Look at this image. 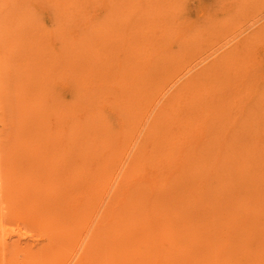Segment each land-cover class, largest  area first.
<instances>
[{
    "label": "rangeland",
    "instance_id": "rangeland-1",
    "mask_svg": "<svg viewBox=\"0 0 264 264\" xmlns=\"http://www.w3.org/2000/svg\"><path fill=\"white\" fill-rule=\"evenodd\" d=\"M101 32H103L101 34L102 37L100 36ZM106 33L110 35H106ZM124 37L126 38L124 39ZM126 43L128 44L126 45ZM0 48V237H11L8 240L10 243L9 248H11L8 251L9 254L5 252V246L1 245L3 248H0V257L2 256L0 262L2 264H10L9 261H11L10 257L12 255L16 256L15 260L25 262L26 259L32 256V253L34 255L39 253L38 256L40 257L43 252L46 253L47 251L48 256L46 255L45 259H48L51 255L53 256L62 250L64 255L62 254L56 260V264H85L87 262L85 259L91 258L93 253L91 250L93 248L92 245L95 239L98 238L99 232L107 228V225L103 228L101 226L105 225L118 210L123 208L124 204L120 205L119 201L121 203L123 202L122 200H126L129 196L131 198L133 193L135 196L132 203L134 204V201L137 200L135 201V205L137 204V206L134 207L139 211H134V207L129 209L128 216L130 215L132 227L125 233L128 240H130L129 246L133 250H138L139 247L145 250L146 246L150 245L152 249L151 253L147 251L145 253L149 255L148 260L154 259L158 254V264H165L166 262V264H170L171 255L172 258H176L178 263L182 264H197L196 262L199 259L205 260V257L212 253V242H220L214 235H210L209 230L212 228L215 231L221 230L219 228L220 224H218L220 222L214 223L210 218L207 219L208 212L214 211L213 207H216L218 208V213H224L230 208V200L234 199L233 197L231 198V195L229 196L233 186L222 182L221 177L223 178L224 175L222 173L226 172V168L229 167L231 171L228 170L227 177L238 175L241 170L245 169V166L242 165V161L245 160L244 157L251 156L253 158L255 155L252 156V153L260 155L263 152L259 148L261 145L264 146V0H0ZM138 53L141 54L138 55ZM91 55H94V57L92 58ZM116 56L120 57L121 61H117L119 58ZM156 64L157 67L161 66L160 72L155 71V73H158V78L155 79L158 82L157 87L152 89L153 91L148 92V94H145L146 89L142 91L143 95L140 93L138 99L136 98L138 102L132 98L130 99L128 93L126 96V92H124V95L122 91H116L112 86L114 84L117 85V78H120L119 86L126 83L128 81L126 78L128 70H138L139 72L144 68L142 71L144 74H147V72L150 73L156 70ZM89 65L92 67H89L90 70L88 68ZM109 65L114 68L113 73L103 71L106 68L108 70ZM212 67L213 69H211ZM86 68L90 72H87ZM146 69L147 71H145ZM229 72H231V75ZM216 73L218 77L215 76ZM106 76L109 80L104 83L109 86L101 88L99 85L102 81L99 79ZM160 76L163 77L161 78ZM215 79L217 80L214 82L215 86H211L210 83ZM88 87L92 89L90 90ZM196 91L197 93H195ZM142 102L143 104H141ZM131 103L132 105H130ZM74 107L75 109H73ZM139 108L142 109L141 112H139ZM179 110L183 116L177 120L175 114ZM128 115L129 118L126 119L125 116ZM93 116L96 118L95 121H93ZM176 120L177 122H175ZM237 120L238 124L236 125ZM91 125H95V129ZM75 126L79 127L82 132ZM99 126L101 129L106 130L107 133L102 134L103 131ZM39 127L43 129L41 133ZM135 128L137 131L134 130ZM94 130H96V133H94ZM236 130L241 133H238ZM124 131L128 135L123 137L124 139L122 138L121 142L120 134L125 133ZM153 131L155 132L154 135ZM161 133L163 135L166 134L164 138H161L163 136ZM40 134H43V137L45 136L44 139L42 138V141L38 137ZM64 135L66 137L69 136L72 146L61 150V153L66 151L64 158L67 161L61 162L62 164L58 168L61 171L60 174L63 172V177L65 176V178L60 182L59 177L56 175L55 182H48L49 186L46 187L50 190V194L53 192V196L57 197L56 203L52 207L44 205L43 209L42 207L40 209L38 206L40 202L36 203V205V201H29L25 207H22L19 205L20 197L17 194L23 188L18 187L17 182H20L19 175L20 173L23 174V169L26 168L24 166L28 165L26 171L35 169L33 168L35 167L34 165L38 166L39 161L46 160V157L54 152L51 148L53 145H46V142H49L50 139L51 141L53 139L56 141L57 137L61 138L60 136L64 137ZM104 135L106 136L104 137ZM145 136H148V139H145ZM88 137L92 139L90 140ZM112 138L119 139L118 141L121 143L119 144L118 141ZM166 138L167 141L169 139L173 141V146L170 145L171 148H169L168 144L164 145L165 151H170L171 154L169 152L167 154L164 153L165 156L162 154L163 156L160 159L156 155L157 151L158 154L160 152L158 148L159 139ZM85 139L88 141L85 142ZM79 140L84 144L82 145ZM111 140L112 143H117H113L114 146L112 144L114 148L103 144L105 150L101 142L106 143V141L109 142ZM234 140L236 143H234ZM92 142L94 145L96 144L95 142L98 145L99 143L101 144L100 146L95 145L96 147H100L99 152H97L99 148H96V151ZM28 143L35 150L36 155H34L37 158L32 154L29 157H26V155L19 157L22 154L19 149L29 148ZM85 146L88 147L85 148ZM44 147H48L49 149L47 148L46 152L44 151L39 155L36 150L44 149ZM109 149L113 153L106 154ZM103 150L104 153L102 152ZM146 150H148L147 153H145ZM16 151L19 153H16ZM250 151L253 152L250 154ZM90 152H95L96 155ZM199 153L201 155L204 154L205 162L204 168L198 172V170L189 168L190 162L186 163L189 157L194 158ZM44 154L47 155L45 158H43ZM87 154L91 156L87 158ZM101 154L105 156H101ZM151 154L153 155L150 156ZM15 156L19 157V159L15 158ZM31 156L34 157V160L33 157L31 159ZM96 156L99 157L96 158ZM173 156L174 161L172 159ZM77 157L82 160H78ZM103 157L105 158V162L102 160ZM156 157L160 160L156 159ZM224 157L226 161H224ZM38 158L42 159L35 162ZM111 158H113V161L110 160ZM167 158L170 161L172 159V161L168 162ZM216 158L218 159L216 160ZM260 158L262 159V157ZM13 159H17L18 161H15L16 166L10 167L11 164L8 162H14ZM76 160L80 162L78 163ZM23 161L24 163L22 164ZM207 161H210V164ZM86 162H90L91 164L89 163L90 165H88ZM182 162H186L185 165L184 163L181 164ZM217 162L221 165H217ZM260 162L263 164L264 160ZM206 163L207 165H205ZM226 163L227 166L225 165ZM261 163L258 162L256 167L260 168L262 166ZM4 164L8 165L5 166ZM137 164L138 167H141L138 168ZM214 165L220 167L217 168ZM8 166L10 168L7 169ZM105 166L108 168L106 169ZM207 166L210 167L206 168ZM262 168L264 169L263 166ZM72 170L76 171L72 172ZM57 171L60 172L59 170ZM107 172L108 174H106ZM189 172L194 174L191 175ZM163 174L165 178L162 177ZM82 175H84V178ZM191 176H193V180H191ZM80 177L83 179H80ZM180 177L183 180L179 179ZM158 178L162 180L158 181ZM189 178L190 180H188ZM197 179H202L205 183L204 185L207 187L204 189V193L208 191L209 193L206 194H209L210 198L204 204H210L209 208L206 207L207 205H205V208L197 199L196 203H194L195 199L192 188L194 187L193 183ZM174 180H177L176 184ZM169 181L174 183L170 185ZM207 182L208 184H206ZM86 183L90 186L88 184L85 185ZM166 183L168 184L167 186ZM153 185L155 186V190L162 188L159 191L157 190L160 193L157 192L155 195V191L151 192L154 190L152 189L154 188ZM173 185H176V187L174 188ZM96 187H99V192L95 189ZM167 187L169 188L167 189ZM173 188L174 190L177 188L179 191L182 189L181 192H178L177 189V191H172ZM256 190L258 189L256 188L254 192H250L255 199ZM15 191V195L17 196L14 195ZM185 192L187 194H184ZM177 193L183 194L182 196L184 197L180 199V195ZM161 194L163 197L169 194V197L172 198L170 199L167 195L164 205L163 201H165V197L163 198ZM98 195L100 196L99 198L97 197ZM138 196L139 198H137ZM156 197H160L158 198L159 200ZM173 197L175 198L173 199ZM161 199L163 200L160 201ZM95 201L98 203H95ZM167 201L168 204L169 201H172L169 204L170 208H173L171 211L169 206H167ZM87 202L96 205L92 207ZM143 203H146V205ZM193 204H197L196 208H194ZM248 204L245 207L250 208L251 205H258L255 202ZM84 205L86 207L89 206L88 208L91 209L85 208ZM152 206H156V208ZM161 206L165 207L162 208ZM157 207H159L158 210ZM245 207L243 206V209ZM53 208L55 209L53 210ZM175 208H177L176 212H174ZM63 209L67 210V213ZM161 209L169 211L168 213L179 222V227L181 228L180 234L193 231L194 234L191 236V240H189L190 236L187 234L189 242L187 241L184 244L186 248L175 247L176 251H174L173 243L170 241L171 234L175 237L174 231L172 233L168 229L165 231L166 226H164L163 222L153 217V212L158 213ZM183 209L185 210L184 215ZM193 209L197 210V214L194 213ZM41 210H43V214H47L48 216L44 215L45 218L41 217L43 216L42 213H39ZM72 210H75V213ZM106 210L108 214H105ZM141 210L142 212H140ZM152 210L153 212L151 213ZM32 211L33 213L35 212L33 215ZM37 211H39V214H37ZM144 211L145 213L143 214ZM188 211L194 213V217ZM49 212L53 213L54 217H58L59 220L62 218L61 223L62 220L63 222L65 220L67 227L73 230L72 232L69 230V234H71L70 238H74H72L71 244L69 242L65 243V241H59L57 244L49 237L48 230H46L48 228L46 226L48 225H45L49 217L53 216ZM111 212L114 214H111ZM135 212H138V214ZM198 213L200 214L198 215ZM259 214L260 217L261 215L263 217L264 211ZM196 216L198 217L196 218ZM106 217L110 218L106 219ZM189 217H192L194 220ZM260 217H256L257 219L246 218L245 216L241 217L243 219H239V223L232 230V234L229 230L226 231V239L221 240V242L228 244L233 242V240L235 241V236L238 238L242 234V231L243 234L244 231L250 230H256L261 233L263 229L264 233V220H261ZM203 218L205 222L202 221ZM186 219H191V225L188 224L189 222ZM41 220L45 222L42 223ZM255 221L260 224L255 223ZM138 222L143 224L139 226ZM43 224L45 227H43ZM255 224L258 226L257 229L254 228ZM202 226H205V229ZM135 227L137 229H134ZM198 231L204 232L200 233ZM129 232L132 234H129ZM166 232L169 236H167ZM197 234L198 238H196ZM210 236H213V238H210ZM144 237L149 238L146 240L147 238ZM19 239L22 242L16 244L15 242ZM238 241H243V238H239ZM248 241L250 242L251 239ZM51 243H54L52 247ZM159 245H161V248L158 247ZM16 246L18 248L14 249ZM189 246L190 248H188ZM49 247L50 249H48ZM134 247L136 248L134 249ZM28 248L29 250H26ZM254 248L256 249V247ZM168 249L170 250L168 251ZM172 249L173 251H171ZM26 252L31 254L27 255ZM5 255L7 257L10 256V259L5 258ZM134 255L130 257L131 261H134L135 264L145 263V257L143 262L141 255ZM100 259H103L102 256H100ZM165 259L168 261H165ZM154 260L156 261V259ZM211 260H213V264H216L218 261L216 257ZM119 261L120 263L124 262L120 258Z\"/></svg>",
    "mask_w": 264,
    "mask_h": 264
},
{
    "label": "bare ground",
    "instance_id": "bare-ground-1",
    "mask_svg": "<svg viewBox=\"0 0 264 264\" xmlns=\"http://www.w3.org/2000/svg\"><path fill=\"white\" fill-rule=\"evenodd\" d=\"M119 3V2H118ZM111 5V4H110ZM128 6V5H127ZM126 6V7H127ZM125 7V8H126ZM129 8H130V6H128ZM63 11V10H62ZM65 11V10H64ZM114 12V11H113ZM117 14V13H116ZM162 15H164V14H162ZM120 16H121V14H120ZM168 16H170V15H168ZM166 17V16H165ZM113 18V17H112ZM112 18H111V20H112ZM164 18V17H163ZM127 19V18H126ZM160 20V19H159ZM119 21H121V20H119ZM131 21V20H130ZM107 25V24H106ZM109 25V24H108ZM112 25V24H111ZM128 25V24H127ZM123 26V25H122ZM108 27V26H107ZM110 27V26H109ZM112 27V26H111ZM120 27V26H119ZM118 27V28H119ZM107 29V28H106ZM110 29V28H109ZM115 29V28H114ZM116 29H117V27H116ZM125 29V28H124ZM91 30H93V29H91ZM127 30V29H126ZM125 30V31H126ZM110 31V30H109ZM124 31V32H125ZM123 32V31H122ZM103 32H101L100 33V36H101V34H102ZM110 33V32H109ZM108 33H106V35H107ZM108 35H110V34H108ZM113 35V34H112ZM142 35V34H141ZM104 36V35H103ZM114 36H117V35H114ZM97 37V36H96ZM102 37V36H101ZM105 37H109V36H105ZM111 37V36H110ZM113 37V36H112ZM132 37V36H131ZM98 39H100L99 37H97ZM126 37H124V39H125ZM192 38H194V37H192ZM149 39V38H148ZM93 40V39H92ZM95 40V39H94ZM107 40V39H106ZM105 40V41H106ZM129 40V39H128ZM193 40H195V38L193 39ZM18 42V41H17ZM124 42V41H123ZM176 42V41H175ZM187 42V41H186ZM96 43V42H95ZM190 43V42H189ZM92 44H94L93 42H92ZM124 44V43H123ZM128 43H126V45H127ZM191 44V43H190ZM89 45V44H88ZM111 45V44H110ZM118 45L119 46H121L119 43H118ZM189 45V44H188ZM106 46V45H105ZM162 46V45H161ZM83 47V46H82ZM113 47V46H112ZM81 48V47H80ZM130 48V47H129ZM1 49V48H0ZM75 49H77L76 47H75ZM107 49V48H106ZM134 49V48H133ZM18 50V49H17ZM83 50V49H82ZM32 51V50H31ZM84 51V50H83ZM82 51V52H83ZM104 51V50H103ZM108 51V50H107ZM138 52H139V50H137ZM181 51V50H180ZM80 52H81V50H80ZM99 52V51H98ZM11 53V52H10ZM113 53H114V51H113ZM125 53V52H124ZM66 54H68L67 52H66ZM94 54V53H93ZM111 54V53H110ZM141 53H138V55H140ZM109 55V54H108ZM126 55H128V54H126ZM125 55V56H126ZM39 56V55H38ZM92 56V55H91ZM124 56V55H123ZM131 56H134V55H131ZM13 57V56H12ZM76 57V56H75ZM94 57V55L92 56V58ZM109 57H112V56H109ZM108 57V58H109ZM116 57H118V56H116ZM84 58V57H83ZM104 58V57H103ZM115 58V57H114ZM119 59L117 60V61H121L120 60V57H118ZM149 58V57H148ZM155 58H156V56H155ZM154 58V59H155ZM101 59V58H100ZM74 60V59H73ZM90 60H91V58H90ZM178 60H180V59H178ZM45 61V60H44ZM70 61V60H69ZM94 61V60H93ZM115 61V60H114ZM157 61H158V59H157ZM173 61V60H172ZM171 61V62H172ZM13 62V61H12ZM26 62V61H25ZM91 62V61H90ZM89 62V63H90ZM96 62V61H95ZM149 62V61H148ZM162 62V61H161ZM43 63V62H42ZM75 63H76V61H75ZM78 64V63H77ZM100 64V63H99ZM108 64V63H107ZM146 64V63H145ZM149 64H151V63H149ZM164 64V63H163ZM176 64V63H175ZM12 65V64H11ZM16 65V64H15ZM42 65V64H41ZM143 65V64H142ZM161 65V64H160ZM179 65V64H178ZM101 66V65H100ZM147 66H149L148 64H147ZM166 66V65H165ZM171 66V65H170ZM92 68L91 67V65H89L88 66V68ZM150 67V66H149ZM149 67H148V69H149ZM42 68V67H41ZM88 68H86V70H87V72H90V71H88ZM90 68H89V70H90ZM111 68V69H110ZM139 68H141V67H139ZM164 68V67H163ZM166 68H167V66H166ZM39 69V68H38ZM113 67L111 66V65H109L108 66V70H107V68L105 69V70H103L104 72H111V73H113L112 71H113ZM133 69V68H132ZM144 68H142V70H143ZM211 69H213V67L211 68ZM127 70V69H126ZM137 70V69H136ZM141 70V71H142ZM152 70V69H151ZM164 70V69H163ZM175 70V69H174ZM216 70V69H215ZM120 71V70H119ZM141 71H139L138 72V70L137 71H127V73L129 74H127V82L126 83H124L123 85H121L120 84V86H119V83H120V78H117L118 80V82H117V85L116 84H114V85H112L113 87H114V89L116 90V91H122L123 92V94H124V92H126V96H127V93L129 94L128 96L130 97V99L132 98V99H134L135 101L138 99V97H139V94L141 93L142 94V91H144L145 89H146V93L145 94H148V92H150V91H153L152 89H154L155 87H157V81L155 80L156 78H158V73H155V71H161V66H158L157 67V64H156V70H154V72H150V73H148L147 72V74L145 73H143V71L141 72ZM145 71H147V69L145 70ZM168 71V70H167ZM213 71V70H212ZM211 71V72H212ZM220 71V70H219ZM228 71V70H227ZM83 72V71H82ZM109 72V73H110ZM93 73V72H92ZM101 73V72H100ZM99 73V74H100ZM164 73V72H163ZM167 73V72H166ZM171 73V72H170ZM214 73V72H213ZM231 72H229V74H230ZM240 73V72H239ZM97 74V73H96ZM98 74V75H99ZM108 74V73H107ZM117 74V73H116ZM220 74V73H219ZM225 74H226V72L224 73V76H225ZM162 75V74H161ZM166 75V74H165ZM221 75H223V74H221ZM231 75V74H230ZM240 75V74H239ZM215 76H217V73L215 74ZM223 76V77H224ZM102 77H103V75H102ZM115 77V76H114ZM161 77V76H160ZM163 77V76H162ZM161 77V78H162ZM166 77H167V75H166ZM218 77V76H217ZM165 78V77H164ZM220 78V77H219ZM97 79H98V77H97ZM100 81H102V82H100V87L102 88L103 86H109V85H107V84H105L104 82H106V81H108L109 80V78L106 76V77H104V78H101V79H99ZM164 80V79H163ZM213 80V79H212ZM122 81V80H121ZM124 81V80H123ZM215 81H217L216 79L214 80V81H212L210 84H211V86H213L214 85V82ZM91 82V81H90ZM99 82V81H98ZM97 82V83H98ZM43 83V82H42ZM89 83V82H88ZM218 83V82H217ZM196 84V83H195ZM207 85V84H206ZM205 86V85H204ZM215 86V85H214ZM39 87V86H38ZM197 87V86H196ZM89 88V87H88ZM99 88V87H98ZM101 88H99V89H101ZM200 88V87H199ZM87 89V88H86ZM85 89V90H86ZM90 89V88H89ZM92 89V88H91ZM90 89V90H91ZM199 92H200V90H199ZM195 93H197V91L195 92ZM9 95V94H8ZM125 95V94H124ZM143 95V94H142ZM195 95H198V94H195ZM35 98V97H34ZM137 98V99H136ZM26 99V98H25ZM11 100V99H10ZM124 100V99H123ZM127 100V99H126ZM25 102V101H24ZM124 102H125V100H124ZM136 102H138V101H136ZM9 103V102H8ZM14 103V102H13ZM121 103V102H120ZM129 103V102H128ZM262 103V102H261ZM26 104H27V102H26ZM141 104H143V102L141 103ZM18 105V104H17ZM119 105V104H118ZM130 105H132V103L130 104ZM137 105H138V103H137ZM145 105V104H144ZM121 106V105H120ZM119 106V107H120ZM134 106H135V104H134ZM129 107V106H128ZM136 107V106H135ZM138 107H139V105H138ZM249 107V106H248ZM121 108V107H120ZM145 108V107H144ZM16 109V108H15ZM73 109H75V107L73 108ZM127 110H128V108H126ZM30 110V109H29ZM124 110V109H123ZM126 110V111H127ZM131 110V109H130ZM141 110L142 109H140L139 108V112H141ZM118 111H120V110H118ZM38 113V112H37ZM123 113H124V111H123ZM250 113V112H249ZM39 114V113H38ZM120 114H122V113H120ZM129 114H131L130 112H129ZM134 116V115H133ZM132 116V117H133ZM139 116V115H138ZM182 116H183V114L181 113V111L179 110V111H177L176 112V114H175V118H177V120L178 119H181L182 118ZM254 116V115H253ZM126 117V119L127 118H129V115L128 116H125ZM124 117V118H125ZM131 117V118H132ZM135 117V116H134ZM256 117V116H255ZM258 117V116H257ZM24 118V117H23ZM252 118V117H251ZM123 119V118H122ZM126 119H125V121H126ZM96 120V118H95V116H93V121H95ZM100 120V119H99ZM137 120V119H136ZM135 120V121H136ZM177 120L175 121V122H177ZM246 120V119H245ZM23 121V120H22ZM131 121V120H130ZM256 121V120H255ZM254 121V122H255ZM140 122V121H139ZM252 122V121H251ZM23 123V122H22ZM93 123V122H92ZM91 123V124H92ZM96 123H98L97 121H96ZM100 123H101V121H100ZM132 123H133V121H132ZM29 124H31L30 122H29ZM28 124V125H29ZM94 124V123H93ZM99 124V123H98ZM130 124V123H129ZM134 124V123H133ZM236 125L238 124V120H237V122L235 123ZM246 124V123H245ZM234 125V124H233ZM79 126V125H78ZM88 126V125H87ZM91 126H93V128L95 129V125H91ZM128 126V125H127ZM130 126V125H129ZM136 126V125H135ZM239 126V125H238ZM245 126V125H244ZM76 127V126H75ZM90 127V126H89ZM131 127H132V124H131ZM138 127V126H137ZM231 127V126H230ZM229 127V128H230ZM40 128V127H39ZM69 128V127H68ZM77 128V127H76ZM79 128V127H78ZM77 128V129H78ZM81 128H83V127H81ZM92 128V129H93ZM99 128H100V126H99ZM98 128V129H99ZM104 128V127H103ZM106 128V127H105ZM129 128V127H128ZM235 129H236V127H234ZM38 129V128H37ZM37 129H35V130H37ZM84 129V128H83ZM90 129H91V127H90ZM101 129V128H100ZM231 129V128H230ZM233 129V128H232ZM16 130V129H15ZM41 130H43V129H39V131H40V133H41ZM80 132H82L81 131V129L79 128L78 129ZM77 130V131H78ZM86 130V129H85ZM102 131H103V133L102 134H106L107 133V131L106 130H103V129H101ZM100 130V131H101ZM134 130H136V128L134 129ZM153 130V129H152ZM250 130V129H249ZM27 131V130H26ZM38 131V132H39ZM61 131V130H60ZM67 131V130H66ZM79 131H78V133H79ZM91 131V130H90ZM96 130H94V133H96L95 132ZM137 131V130H136ZM151 131V130H150ZM236 131H238V130H236ZM242 131V130H241ZM21 132V131H20ZM23 132V131H22ZM25 132V131H24ZM30 132H31V130H30ZM85 132V131H84ZM92 132H93V130H92ZM105 132V133H104ZM125 132V131H124ZM240 131H238V133H239ZM247 132V131H246ZM44 133V132H43ZM66 133V132H65ZM64 133V134H65ZM110 133V132H109ZM108 133V134H109ZM130 133H132V132H130ZM134 133V132H133ZM236 133V132H235ZM241 133V132H240ZM25 134V133H24ZM37 134V133H36ZM90 134H91V132H90ZM100 134V133H99ZM107 134V135H108ZM136 134H137V132H136ZM155 134V132L153 131V135ZM162 134V133H161ZM41 135V136H40ZM38 137H40V140L42 141V138L44 139V137H43V134H40ZM51 135V134H50ZM114 135V134H113ZM126 135H128V133H123V134H120V138H121V142H122V138L123 137H125ZM134 135H135V133H134ZM139 135V134H138ZM137 135V136H138ZM153 135H151V136H153ZM163 135V134H162ZM165 135L166 134H164L161 138H164L165 137ZM240 135H242V134H240ZM23 136V135H22ZM29 136V135H28ZM35 136V135H34ZM59 136V135H58ZM83 136H85V135H83ZM86 136H87V134H86ZM93 136V135H92ZM95 136V135H94ZM98 136V135H97ZM101 136H103V135H101ZM106 135H104V137H105ZM129 136H130V134H129ZM148 136H150V135H148ZM148 136L146 137L145 136V139L147 138L148 139ZM18 137H19V135H18ZM47 137V136H46ZM61 138H59V137H57V140L55 141L54 139L51 141V139L50 138H48V139H50L49 140V142H46L47 144L46 145H53L51 148L54 150V152L52 153V154H50V155H46V154H44L45 156H43V158H45L46 156V160L45 159H43V160H45L44 162H42V161H39L38 162V160H40V159H42V158H38L37 159V161H35V162H38L39 164H38V166L37 165H34L33 163V165L35 166V167H33V168H35V169H33V170H27L26 171V168H27V166L28 165H26V166H24V167H26L25 169H23V174H21L20 173V182H17V186L19 187L20 186V188H23L22 190H21V192L20 193H18L17 195H19V199H20V204L19 205H21L22 207H25V205L26 204H28L29 203V201H36L35 202V204L36 203H38V202H40L39 204H38V206H39V208L40 207H42V209H43V206L44 205H49V207L51 206H53V204L54 203H56V201H57V197H54L53 196V192H52V194H50V190H48L46 187L47 186H49L48 185V182L50 183V182H52V181H54L55 182V180H56V178H55V176L57 175L58 177H59V181L61 182L62 180H63V178H65V176L63 177V172H62V174H60L61 173V171H60V169L58 168V166L60 167V165L62 164L61 162H63V161H67V159L66 158H64L65 157V155H66V151L65 152H63V153H61V150L62 149H66V147H72L71 146V144H70V138H69V136L68 137H66L65 135H64V137L63 136H60ZM70 137H71V134H70ZM113 137V136H112ZM80 138H81V136H80ZM93 138H95V137H93ZM97 138H99V137H97ZM103 138V137H102ZM101 138V139H102ZM108 138V137H107ZM115 138V137H114ZM227 138V137H226ZM47 139V140H48ZM75 139V138H74ZM83 139V138H82ZM88 139H90L89 137H88ZM92 139V138H91ZM90 139V140H91ZM96 139V138H95ZM113 139V138H112ZM116 139H117V136H116ZM116 139H113V140H115V141H118V140H116ZM124 139V138H123ZM23 140V139H22ZM90 140H89V142H90ZM105 140V139H104ZM125 140H126V138H125ZM170 140V141H169ZM168 141H167V138L166 139H159V146H158V148L160 149L159 151V154H158V151H157V153H156V155H158L159 156V158L161 159L162 158V156L164 155V153H166L167 154V152H169L170 153V151H165V148H164V145H166V144H168L169 145V148H171L170 147V145H172L173 144V141H172V139H169ZM19 141V140H18ZM27 141V140H26ZM26 141H25V143H26ZM51 141V142H50ZM88 140H86L85 139V142H87ZM102 141H103V139H102ZM128 141H130V140H128ZM145 141V140H144ZM237 141V140H236ZM22 142V141H21ZM31 142V141H30ZM36 142V141H35ZM79 142H81V144L83 145L84 143H82V141L81 140H79ZM84 142V141H83ZM99 142H101V141H99ZM104 142V141H103ZM103 142H101L102 143V146L104 147V149H105V146L106 145H108V146H110V147H112V148H114L113 146H114V144L113 143H117V142H113L112 143V140L111 141H109V142H107L106 141V143H108V144H106V143H103ZM121 142H119L118 141V143L120 144ZM156 142V141H155ZM171 142V143H170ZM96 144L95 145H98L97 144V142H95ZM170 143V144H169ZM234 143H236L235 142V140H234ZM29 144V143H28ZM70 144V145H69ZM80 144V143H79ZM92 144H93V142H92ZM103 144H105V146L103 145ZM112 144H113V146H112ZM128 144V143H127ZM145 144H146V142H145ZM229 144V143H228ZM239 144V143H238ZM8 145V144H7ZM35 145V144H34ZM91 145V144H90ZM94 145V144H93ZM94 145V146H95ZM101 144L99 143V145L98 146H100ZM123 145H124V141H123ZM231 145V144H230ZM234 145V144H233ZM242 145V144H241ZM32 147V145H28V147L29 148H26V149H19V148H21V147H19L18 149H19V151L20 152H22V154H20V156L19 157H21V156H25L26 155V157H29L30 156V154H32V155H36V153H35V150L33 149V148H31ZM79 146V145H78ZM101 146V147H102ZM173 146V145H172ZM228 146V145H227ZM236 146V145H235ZM46 147V146H45ZM44 147V149H38V150H36L37 151V153L40 155L42 152H44L45 150L47 151V148H45ZM80 147H81V145H80ZM86 147H88V146H85V148ZM121 147V146H120ZM224 147H226V146H224ZM41 148V147H40ZM93 148V147H92ZM95 149L97 148H99L98 149V151H97V149H96V151L97 152H99V150H100V147H94ZM93 148V149H94ZM175 148V147H174ZM174 148H172V149H174ZM211 148H213V147H211ZM232 148V147H231ZM17 149V150H18ZM32 149V150H31ZM49 149V148H48ZM248 149V148H247ZM250 149V148H249ZM51 150V149H50ZM69 150V149H68ZM67 150V151H68ZM73 150H75V149H73ZM72 150V151H73ZM92 150V149H91ZM106 150V149H105ZM141 150V149H140ZM170 150V149H169ZM239 150H240V148H239ZM252 150V149H251ZM254 150H255V148H254ZM257 150V149H256ZM259 150H263V152L262 153H260V155L259 154H253L251 151H250V154L252 153V156L253 155H255V157H247V158H245L244 157V161H242V165L243 166H245V169L242 171L241 170V172L238 174V175H233V176H231V177H227V172H228V170H229V167H227L226 168V172H224V173H222V174H224L223 175V178L221 177V179L223 180L222 182H225V183H227V184H229V185H232L233 186V188H231V194H229V196L231 195V198L233 197L234 199H232V200H230V201H228V202H230V208L228 209V211H226V212H224V213H218V208H216V207H213L214 208V211L212 210L211 212L208 210V208L210 207V204H204V202L205 201H207L208 200V198H210L209 197V194H206V193H209L208 191H205V193H204V189L205 188H207L204 184V182H203V180L202 179H197V181H195L194 183H193V185H194V187L192 188V193H193V197H194V199H195V202L194 203H196V201L198 200V201H200V203H201V205L203 204L204 205V207H205V205H207L206 207H208L207 208V210L209 211L208 212V215H207V219L208 218H210L212 221H214V223L216 222H220V223H218V224H220V227L219 228H221V230L220 231H215L213 228L212 229H210L209 230V233H210V235H214V237L215 238H218L219 239V241L220 242H212V244L211 245H213L211 248L213 249L212 250V253H210L209 254V256H207V257H205V260L204 259H202V260H198L196 263L197 264H213L212 262H213V260H211L212 258H214V257H216L217 259H218V261H217V263H216V261H214V263H216V264H264V233H263V229H262V231H261V233L259 232V231H256V230H250V231H244V234H243V231H242V234L241 235H239L238 236V238L235 236V238H236V240L234 241L233 240V242H231V243H228V244H223L222 242H221V240L223 241V239H226L225 237H226V235L227 234H225V233H227L226 231H228L229 230V232H231V234H232V230L233 229H235V226L239 223V219H243V218H241V217H246V218H258V217H260L259 215V213H262L264 210H262V209H264V169L262 170L261 169V167L263 166L264 167V162H263V164L260 162V161H262V160H264V146H260V148H259ZM45 151V152H46ZM95 151V152H96ZM152 151H154V150H152ZM228 151H230V150H228ZM227 151V152H228ZM232 151V150H231ZM230 151V152H231ZM241 151V150H240ZM18 151H16V153H17ZM29 152V153H28ZM86 152V151H85ZM84 152V153H85ZM95 152H90V153H95ZM101 152V151H100ZM103 153H104V150L102 151ZM106 152V151H105ZM148 152V150H146V152L145 153H147ZM206 152V151H205ZM211 152V151H210ZM221 152V151H220ZM227 152H226V154H227ZM237 152H239V151H237ZM19 153V152H18ZM72 153V152H71ZM88 153V152H87ZM89 153V154H90ZM111 153H113V152H111V150L109 149V151H108V153H106V154H111ZM120 153V152H119ZM150 153H152V152H150ZM209 153V152H208ZM213 153V152H212ZM255 153V152H254ZM49 154V153H48ZM99 154V153H98ZM140 154V153H139ZM154 154V153H153ZM153 154H151L150 156H152ZM163 154V155H162ZM171 154V153H170ZM214 154V153H213ZM217 154V153H216ZM215 154V155H216ZM231 154V153H230ZM34 155V157L35 158H37L36 156ZM68 155V154H67ZM79 155V154H78ZM95 155H96V153H95ZM103 154H101V156H102ZM122 155V154H121ZM169 155V154H168ZM201 153H199V154H196V156L194 157V158H188V162H187V159H186V164H188L189 162H190V166H189V168H192L193 170H198V172L200 171V170H202L203 168H204V154L203 155H201ZM212 155V154H211ZM220 155H221V153H220ZM225 155V154H224ZM238 155H240V154H238ZM246 155V154H245ZM69 156H71V155H69ZM89 156H91V155H89ZM88 156V154L86 155V157L88 158L89 157ZM103 156H105V155H103ZM116 156H118V155H116ZM135 156H137V155H135ZM145 156V155H144ZM165 156V155H164ZM170 156V155H169ZM181 156V155H180ZM206 156V155H205ZM226 156V155H225ZM243 156V155H242ZM3 157H4V155H3ZM19 157H17V156H15V158H18L19 159ZM32 157L33 156H31V159H32ZM34 157H33V160H34ZM41 157H42V155H41ZM99 157V156H98ZM97 156H96V158H98ZM106 157H107V155H106ZM111 157V156H110ZM114 157V156H113ZM120 157H122V156H120ZM139 157V156H138ZM154 157V156H153ZM153 157H151V158H153ZM177 157V156H176ZM175 157V158H176ZM213 157H214V155H213ZM227 157V156H226ZM234 157H236V156H234ZM259 157V158H258ZM260 157H262V159L260 158ZM7 158V157H6ZM5 158V159H6ZM9 158H11V157H9ZM14 158V159H15ZM71 158V157H70ZM79 157H77V159H78ZM85 158V157H84ZM86 158V159H87ZM91 158V157H90ZM108 158V157H107ZM118 158V157H117ZM158 157H156V159H157ZM158 158V159H159ZM163 158H165V157H163ZM169 158V157H168ZM167 158V160H169ZM174 158V156L172 157V159ZM230 158H232V157H230ZM242 158V157H241ZM249 158V159H248ZM5 159H4V161H5ZM13 159V160H14ZM105 158L103 157L102 158V160H104ZM113 158H111L110 160H112ZM148 159V158H147ZM159 159V160H160ZM172 159H171V161H172ZM210 159H211V157H210ZM218 158H216V160H217ZM221 159V158H220ZM224 159H225V157H224ZM7 160H8V158H7ZM6 160V161H7ZM17 160V159H16ZM16 160H14V162H8V163H10L11 164V166H10V164H9V166L10 167H12V166H16V163H15V161ZM78 160H80V159H78ZM78 160H76V161H78ZM82 160V159H81ZM80 160V161H81ZM89 160H91V159H89ZM101 160V161H102ZM115 160H118V159H115ZM140 160H142L141 158H140ZM166 160V159H165ZM175 159H173V161H174ZM208 160V159H207ZM229 160V159H228ZM3 161V160H2ZM18 161V160H17ZM47 161V162H46ZM80 161H78V163L80 162ZM113 161V160H112ZM137 161V160H136ZM149 161V160H148ZM170 160L168 161V162H171ZM224 161H226V159L224 160ZM231 161V160H230ZM234 162H235V160H233ZM238 161V160H237ZM34 162V161H33ZM34 162V163H35ZM104 162H105V160H104ZM108 162V161H107ZM116 162V161H115ZM114 162V163H115ZM138 162V161H137ZM151 162V161H150ZM163 162H165V161H163ZM207 162H209V164H210V161H207ZM261 163V167L260 168H257L256 166H257V163ZM6 163V162H5ZM24 163V161L22 162V164ZM64 163V162H63ZM87 163V162H86ZM90 163V162H89ZM89 163H87L88 165H90ZM103 163V162H102ZM109 163V162H108ZM117 163V162H116ZM141 163V162H140ZM142 163H144V162H142ZM146 163V162H145ZM144 163V164H145ZM154 163H155V161H154ZM177 163V162H176ZM184 162H182L181 164H183ZM185 163H184V165H185ZM216 163V162H215ZM222 163V162H221ZM229 163V162H228ZM240 163V162H239ZM18 164V163H17ZM31 164V163H30ZM86 164V165H87ZM97 164V163H96ZM98 164H100V163H98ZM105 164V163H104ZM5 166H7L6 164H4ZM161 165V164H160ZM183 165V166H184ZM205 165H207V163L205 164ZM217 165H221V164H218V162H217ZM226 166H227V163L225 164ZM234 165V164H233ZM7 167V169L8 168H10V167ZM98 166V165H97ZM107 166H108V164H107ZM134 166H135V163H134ZM140 166V165H139ZM145 166V165H144ZM183 166H181V167H183ZM187 166V165H186ZM212 166V165H211ZM215 166V165H214ZM224 166V165H223ZM239 166H241L240 164H239ZM62 167V166H61ZM71 167H72V165H71ZM86 167V166H85ZM106 167V166H105ZM114 167V166H113ZM131 167V166H130ZM137 167H138V164H137ZM141 167V166H140ZM140 167H138V168H140ZM208 167H210V166H207L206 168H208ZM213 167V166H212ZM211 167V168H212ZM215 167H217V168H219L218 166H215ZM222 167V166H221ZM225 167V166H224ZM237 167V166H236ZM39 168V169H38ZM58 168V169H57ZM104 168V167H103ZM102 168V169H103ZM108 167H106V169H107ZM186 168V167H185ZM239 168V167H238ZM4 169H5V167H4ZM74 169V168H73ZM111 169H112V167H111ZM133 169H134V167H133ZM136 169V168H135ZM184 169V168H183ZM240 169H241V167H240ZM35 170H37V171H35ZM57 170H59L60 172H58ZM105 170V169H104ZM103 170V171H104ZM109 170V169H108ZM129 170H130V168H129ZM140 170V169H139ZM208 170V169H207ZM218 170V169H217ZM220 170V169H219ZM76 170H72V172H75ZM209 171H211V170H209ZM229 171H231V170H229ZM90 172V171H89ZM105 172V171H104ZM109 172V171H108ZM108 172L106 173V174H108ZM194 172V171H193ZM204 172V171H203ZM215 172H217V171H215ZM101 173H103L102 171H101ZM112 173V172H111ZM139 173H140V171H139ZM190 173V172H189ZM201 173V172H200ZM212 173V172H211ZM230 173V172H229ZM235 173V172H234ZM126 174V173H125ZM181 174V173H180ZM183 174V173H182ZM191 175L192 174H194V173H190ZM203 174V173H202ZM201 174V175H202ZM214 174V173H213ZM4 175V174H3ZM22 175V176H21ZM79 175V174H78ZM103 175V174H102ZM158 175V174H157ZM184 175V174H183ZM216 175V174H215ZM84 175H82V177H83ZM220 176V175H219ZM218 176V177H219ZM16 177V176H15ZM58 177H57V179H58ZM76 177V176H75ZM82 177H80V179L82 178ZM101 177V176H100ZM104 177V176H103ZM102 177V178H103ZM162 177H164V174H163V176ZM168 177V176H167ZM183 177V176H182ZM182 177H180L179 179H181ZM188 177H190V176H188ZM192 178H191V180H193V176H191ZM203 177V176H202ZM205 177V176H204ZM84 178V177H83ZM82 178V179H83ZM105 178H106V176H105ZM165 178V177H164ZM187 178V177H186ZM185 178V179H186ZM98 179H99V176H98ZM159 179V178H158ZM173 179V178H172ZM179 179H177V180H179ZM220 179V178H219ZM220 179V180H221ZM162 180V179H161ZM160 179L158 180V181H161ZM177 180H174V182H175V184H176V181ZM181 180H183V179H181ZM188 180H190V178L188 179ZM187 180V181H188ZM58 181V180H57ZM56 181V182H57ZM153 181V180H152ZM157 181V182H158ZM166 181V180H165ZM213 181V180H212ZM8 182V181H7ZM64 182V181H63ZM87 182V181H86ZM155 182V181H154ZM153 182V183H154ZM163 182V181H162ZM168 182V181H167ZM170 182V181H169ZM174 182H172V183H174ZM186 182V181H185ZM219 182V181H218ZM88 183H90V182H88ZM88 183H86L85 185H87ZM158 183H160V182H158ZM164 183V182H163ZM162 183V184H163ZM171 183V182H170ZM172 183L170 184V185H172ZM178 183V182H177ZM182 183V182H181ZM180 183V184H181ZM221 183V182H220ZM220 183H219V185H220ZM225 183H223V184H225ZM53 184V183H52ZM55 184V183H54ZM61 184V183H60ZM179 184V183H178ZM184 184V183H183ZM190 184V183H189ZM192 184V183H191ZM206 184H208V182L206 183ZM85 185H83V186H85ZM143 185V184H142ZM161 185V184H160ZM159 185V186H160ZM165 185V184H164ZM168 184L166 183V186H167ZM182 185V184H181ZM187 185V184H186ZM88 186H90L89 184H88ZM154 186V185H153ZM152 186V187H153ZM157 186H158V184H157ZM163 186V185H162ZM174 186V185H173ZM205 186V187H204ZM215 186V185H214ZM221 186V185H220ZM17 187V188H18ZM60 187V186H59ZM140 187V186H139ZM144 187V186H143ZM170 187V186H169ZM169 187H167V189L169 188ZM176 187V185L174 186V188ZM179 187H181V186H179ZM184 187H185V185H184ZM4 188V187H3ZM16 188V187H15ZM99 188V187H98ZM98 188L96 187L95 189L96 190H98ZM130 188V187H129ZM141 188V187H140ZM150 188V187H149ZM165 188V187H164ZM172 188V187H171ZM174 188H173V190L172 191H177L176 189L174 190ZM186 188H187V186H186ZM258 189V190H256L255 192H256V199L255 198H253L252 197V195H251V191L252 192H254V190L255 189ZM52 189V188H51ZM57 189V188H56ZM152 189H154V190H150L151 192H153V191H155L154 193H155V195L157 194V192L160 190V189H162V188H160V189H157V190H155V186H154V188H152ZM182 189V188H181ZM181 189H180V191L178 190V192H181ZM184 189V188H183ZM191 189V188H190ZM189 189V190H190ZM212 189V188H211ZM136 190V189H135ZM220 190H221V188H220ZM16 191H17V189H16ZM16 191H15V193H14V195L16 194ZM70 191V190H69ZM133 191V190H132ZM137 191V190H136ZM135 191V192H136ZM149 191V190H148ZM163 191H164V189H163ZM162 190H161V192H163ZM168 191V190H167ZM186 191V190H185ZM215 191V190H214ZM98 192H99V190H98ZM97 192V193H98ZM183 192V191H182ZM212 192V191H211ZM221 192V191H220ZM133 193V192H132ZM150 193V192H149ZM153 193V194H154ZM158 193H160V192H158ZM165 193V192H164ZM164 193H162V194H164ZM189 193V192H188ZM217 193V192H216ZM250 193V194H249ZM3 194H4V192H3ZM10 194V193H9ZM55 194V193H54ZM161 194V195H162ZM177 194H179L180 195V193H177ZM182 194V193H181ZM184 194H187V192H185ZM211 194V193H210ZM219 194H221V193H219ZM252 194H254V193H252ZM17 195H15V196H17ZM52 195V196H51ZM93 195V194H92ZM96 195V194H95ZM129 195V194H128ZM168 195V197L170 196L169 194H167ZM167 195H166V197H165V201H163V204H164V202H166V200H167ZM175 195H176V193H175ZM183 195V194H182ZM182 195H180L179 197H180V199L181 198H183L184 196H182ZM10 196V195H9ZM90 196V195H89ZM134 193L132 194V197L131 198H127V196H126V200L124 201V200H122L123 202H121L120 203V201H119V204L121 205H123L124 204V206H123V208H121L120 210H118L117 211V213L114 215V216H112V219L110 220L109 219V221L105 224V225H102V223H101V227L103 228V227H105L106 225H107V228L105 229V230H101L100 232H99V236H98V238H94L95 239V241H94V243H93V245H92V255H91V258L89 259L88 257V259H85L87 262L85 263V264H135V262L134 261H131V257L130 256H135L134 254H138V255H141V258L143 257V262H144V257H145V259H146V261H145V263H147V261H149L147 264H158V260H159V258H158V254H157V256L154 258V259H156V261L154 260V259H150V260H148L149 259V255H147L145 252L147 251V252H150L151 253V247H150V245H148V246H146V248H145V250H143V248L142 247H139L138 248V250H133V248H131L129 245H130V243H129V241L130 240H128V238H127V236L125 235V233L127 232V230L128 229H130V227H132V222H131V218H129V216H128V212H129V209L130 208H132V207H136L137 206V204L135 205V201H137V200H135L134 201V204L132 203L133 201L132 200H134ZM146 196V195H145ZM149 196H153V195H149ZM174 196V195H173ZM190 196V195H189ZM218 196V195H217ZM255 196V195H254ZM90 197H92V196H90ZM94 197V196H93ZM98 198L100 197L99 195L97 196ZM96 197V198H97ZM162 197H163V195H162ZM161 197V198H162ZM163 197V198H164ZM175 197H178V196H175ZM175 197H173V199L175 198ZM178 197V198H179ZM192 197V198H193ZM22 198V199H21ZM46 198H48V199H45ZM137 198H139V196L137 197ZM141 198V197H140ZM146 198V197H145ZM150 198V197H149ZM153 198V197H152ZM157 198V197H156ZM158 198H160V197H158ZM157 198V199H158ZM170 198V197H169ZM168 198V199H169ZM172 198V197H171ZM170 198V199H171ZM178 198H176V199H178ZM212 198V197H211ZM218 198V197H217ZM94 199V198H93ZM148 199V198H147ZM154 199V198H153ZM172 199V200H173ZM197 199V200H196ZM227 199H229V198H227ZM227 199H225V200H227ZM45 200V201H44ZM78 200V199H77ZM90 200V199H89ZM96 200V199H95ZM142 200V199H141ZM146 200V199H145ZM159 200V199H158ZM163 199H161L160 201H162ZM212 200H214V199H212ZM47 201V202H46ZM149 201V200H148ZM147 201V202H148ZM187 201V200H186ZM90 202V201H89ZM89 202H87V204H89ZM141 202H143V201H141ZM145 202V201H144ZM183 202V201H182ZM212 202V201H211ZM220 202V201H219ZM251 202H255V203H258V205H251V207L250 208H247V207H245L246 205H249L248 203H251ZM259 202H261V203H259ZM47 203V204H46ZM58 203H59V201H58ZM61 203V202H60ZM75 203V202H74ZM77 203V202H76ZM92 203V202H91ZM95 203H98V202H96L95 201ZM150 203H152V202H150ZM149 203V204H150ZM154 203V202H153ZM172 203V201L170 202L169 201V204H171ZM177 203V202H176ZM189 203H190V201H189ZM206 203V202H205ZM213 203V202H212ZM223 203V202H222ZM34 204V205H35ZM81 204V203H80ZM80 204H79V206H80ZM144 205H146V203H143ZM148 204V205H149ZM161 204H162V202H161ZM168 204V201H167V206H169V209H170V211L173 209H171L170 208V205ZM179 204H180V202H179ZM178 204V205H179ZM37 205V204H36ZM55 205H57V204H55ZM74 205V204H73ZM76 205V204H75ZM82 205V204H81ZM89 205H92V204H89ZM96 205V204H95ZM94 204L92 205V207H94L95 206ZM151 205V204H150ZM150 205H149V207H150ZM165 205V204H164ZM194 205V204H193ZM197 205V204H196ZM196 205H194L195 207L194 208H196ZM77 206V205H76ZM85 206V205H84ZM84 206H82V207H84ZM88 206V205H87ZM118 206V205H117ZM141 206V205H140ZM163 206V205H162ZM161 206V207H162ZM166 206V207H167ZM173 206V205H172ZM171 206V207H172ZM213 206V205H212ZM211 206V207H212ZM243 206L245 207L244 209H243ZM30 207V206H29ZM66 207V206H65ZM74 207V206H73ZM89 207V206H88ZM88 207H86L85 206V208H88ZM119 207V206H118ZM134 207V208H135ZM139 207V206H138ZM137 207V208H138ZM142 207V206H141ZM148 207V208H149ZM153 207V206H152ZM165 207V206H164ZM164 207H162V208H164ZM176 207H177V205H176ZM179 207V206H178ZM185 207V206H184ZM190 207V206H189ZM205 207V208H206ZM249 207V206H248ZM19 208H21V207H19ZM32 208V207H31ZM34 208V207H33ZM38 208V207H37ZM38 208V209H39ZM61 208V207H60ZM77 208V207H76ZM75 208V209H76ZM85 208H83V209H85ZM116 208V207H115ZM115 208H114V211H115ZM133 208V209H134ZM148 208H146V209H148ZM151 208V207H150ZM153 208H156V206L155 207H153ZM168 208V207H167ZM187 208V207H186ZM223 208V207H222ZM24 209V208H23ZM41 209V208H40ZM55 208H53V210H54ZM68 209V208H67ZM80 209V208H79ZM78 209V210H79ZM88 209H91V208H88ZM118 209V208H117ZM143 209V208H142ZM159 209V207H157V210ZM176 209L177 208H175L174 210V212H176ZM202 209V208H201ZM200 209V210H201ZM242 209V210H241ZM37 210V209H36ZM52 210V209H51ZM58 210V209H57ZM60 210V209H59ZM61 210H62V208H61ZM64 210V209H63ZM82 210V209H81ZM144 210V209H143ZM184 210V209H183ZM187 210V209H186ZM194 210V209H193ZM204 210V209H203ZM206 210V211H207ZM35 211V210H34ZM42 211L43 210H41V212H39V211H37V214H41L42 213ZM65 211V210H64ZM72 211H74V213H75V210H72ZM83 211V210H82ZM86 211H88V210H86ZM89 211H91V210H89ZM134 211H139V210H136V208H135V210ZM145 211H147V210H145ZM145 211L143 212V214L145 213ZM195 211V210H194ZM193 211V212H194ZM22 212V211H21ZM21 212H19V213H21ZM36 212V211H35ZM34 212V213H35ZM39 212V213H38ZM66 213H67V210L65 211ZM80 214H81V212L80 211H78ZM92 212V211H91ZM119 212V213H118ZM140 212H142V210L140 211ZM139 212V213H140ZM153 212V210L151 211V213ZM169 211H167V210H165V209H161L158 213H154L153 212V217H156L157 218V220H159L160 222H163V224H164V226H166V229H165V231L168 229V230H170L171 231V233H172V231H174V234H175V237L171 234L170 235V241L173 243V249H174V251H176L175 250V247H177V248H186V245H184L187 241H188V236H190V239L189 240H191L192 239V235L194 234L193 233V231L192 232H188V233H185V234H183V233H181L180 234V230H181V228L179 227L180 225H179V222H177V220H175L173 217H172V215H170L169 213H168ZM173 212V211H172ZM189 212V214H194V213H196L197 212V210L194 212V213H190V211H188ZM201 212H202V210H201ZM204 212V211H203ZM33 213V211H32V215L34 214ZM60 213V212H59ZM62 213H63V211H62ZM83 213V212H82ZM108 214V211L106 210V212H105V214ZM136 213V212H135ZM184 213H185V210L183 211V215H184ZM186 213H187V211H186ZM37 214H35V215H37ZM43 214V213H42ZM49 214H53V213H50L49 212ZM65 214V213H64ZM70 214V213H69ZM80 214H77V215H80ZM84 214V213H83ZM111 214H114L113 212H111ZM129 214H131V213H129ZM136 214H138V212L136 213ZM173 214V213H172ZM182 214V213H181ZM197 214V213H196ZM195 214V215H196ZM200 213H198V215H199ZM203 214V213H202ZM19 215V214H18ZM20 215H22V214H20ZM44 215H47V214H43V216H41V217H44ZM57 215V214H56ZM68 215V214H67ZM88 215H90V214H88ZM88 215H87V217H88ZM177 215V214H176ZM187 215V214H186ZM243 215V216H242ZM264 215V214H263ZM23 216V215H22ZM48 216V215H47ZM109 216V215H108ZM133 216V215H132ZM146 216V215H145ZM144 216V217H145ZM178 216V215H177ZM176 216V217H177ZM38 217V216H37ZM63 217V216H62ZM67 217V216H66ZM66 217H65V219H66ZM68 217H69V215H68ZM78 217V216H77ZM84 217V216H83ZM86 217V218H87ZM140 217V216H139ZM149 217V216H148ZM152 217V218H153ZM179 217H182V216H179ZM185 217V216H184ZM184 217H183V219H184ZM193 217H194V215H193ZM198 216H196V218H197ZM34 218V217H33ZM35 218H36V216H35ZM34 218V219H35ZM45 218V217H44ZM73 218H74V216H73ZM89 218V217H88ZM108 218H110V217H108ZM107 217H106V219H108ZM149 218H151V217H149ZM186 218H188V217H186ZM189 218H191L192 219V217H189ZM202 218V217H201ZM256 218V219H257ZM61 219L62 218H60V220H59V218L58 217H54V214H53V216H50L49 217V219L45 222V221H42L41 220V222L42 223H44L45 222V225H48V226H46V227H48L46 230H48L47 231V233H48V235H49V237H51L57 244L59 243V241H65V243H67V242H69L70 244L72 243V238H70V235L71 234H69V230L72 232L73 230H71L69 227H67V225H66V222H65V220H64V222H63V220H62V223H61ZM69 219H70V217H69ZM68 219V220H69ZM79 219V218H78ZM190 219V220H191ZM260 219L261 220H264V216L262 217V215H261V217H260ZM75 220V219H74ZM83 220H85V219H83ZM151 220V219H150ZM187 220V219H186ZM190 220H187V222H189L188 224H190L191 225V223H190ZM192 220H194V219H192ZM197 220V219H196ZM199 220V219H198ZM245 220V219H244ZM243 220V221H244ZM247 220V219H246ZM250 220V219H249ZM49 221V222H48ZM135 221V220H134ZM136 221H137V219H136ZM143 221V220H142ZM153 221V220H152ZM202 221H204V218H203V220ZM258 221V220H257ZM257 221H255V223H257ZM82 222V221H81ZM140 222V221H139ZM138 222V223H139ZM151 222V221H150ZM157 222V221H156ZM194 223H196L195 221H193ZM205 222V221H204ZM203 222V223H204ZM245 222V221H244ZM244 222H243V224H244ZM247 222H248V220H247ZM70 223V222H69ZM73 223V222H72ZM83 223V222H82ZM84 223H85V221H84ZM194 223H193V225H194ZM202 223V222H201ZM200 223V224H201ZM252 223V222H251ZM68 224V223H67ZM140 224V223H139ZM143 224V223H142ZM142 224H140L139 226H141ZM241 224H242V222H241ZM257 224H260V223H257ZM77 225V224H76ZM137 225V224H136ZM135 225V226H136ZM145 225V224H144ZM185 225V224H184ZM183 225V226H184ZM215 225V224H214ZM256 225V224H255ZM42 226V225H41ZM168 226V227H167ZM241 226V225H240ZM243 226V225H242ZM257 226V225H256ZM256 226H254V228H258V226L256 227ZM43 227H45L44 226V224H43ZM173 227V228H172ZM176 227V228H175ZM202 227H204V229H205V226H202ZM237 227V226H236ZM143 228V227H142ZM196 228H197V226H196ZM240 228V227H239ZM133 229V228H132ZM134 229H137L136 227L134 228ZM173 229V230H172ZM195 229V228H194ZM240 229H242V228H240ZM78 230V229H77ZM76 230V231H77ZM150 230V229H149ZM152 230H153V228H152ZM199 230V229H198ZM238 231H239V229H238ZM131 232V231H130ZM129 232V234H132V233H130ZM198 232H200V233H202V232H204V231H198ZM46 233V232H45ZM94 233V232H93ZM143 233V232H142ZM179 233V235H177ZM212 233V234H211ZM138 234V233H137ZM152 234V233H151ZM166 234H167V232H166ZM187 234H188V236H187ZM258 234H260V235H258ZM93 235H95V234H93ZM143 235V234H142ZM200 235V234H199ZM47 236V235H46ZM72 236H73V233H72ZM92 236V235H91ZM149 236V235H148ZM167 236H169L168 234H167ZM197 236V237H196ZM195 237L196 238H198V234L196 235ZM234 237V236H233ZM250 237V238H249ZM4 237H0V248H3L1 245L3 244V246H5V252H7L8 253V251L11 249V248H9L10 247V243H9V241L8 240H10V238L11 237H5L4 238V240H2ZM55 238V239H54ZM141 238V237H140ZM144 238H147L146 240H148V238L149 237H144ZM153 238V237H152ZM210 238H213V236L211 237L210 236ZM231 238V237H230ZM239 238H243V241H238L239 240ZM74 239V238H73ZM91 239V238H90ZM154 239V238H153ZM231 239H233V238H231ZM249 239H251V241L249 242L248 240ZM142 240H144V239H142ZM213 240V239H212ZM3 241V242H2ZM192 241H194V240H192ZM195 241H197V239H195ZM217 241V240H216ZM22 241L19 239V240H17V242H15L16 244H19V243H21ZM140 242H142V241H140ZM171 242H170V244H171ZM189 242V241H188ZM14 243V242H13ZM91 243V242H90ZM208 243H211V242H208ZM11 244H12V242H11ZM15 244V245H16ZM140 244V243H139ZM169 244V245H170ZM196 244V243H195ZM51 245V247H52V245H54V243L52 244H50ZM188 245V244H187ZM193 245V244H192ZM12 246H13V244H12ZM161 245H159L158 247H160ZM194 246V245H193ZM91 247V246H90ZM168 247H171V246H168ZM254 247H256V249L254 248ZM18 247L16 246V248H14V249H17ZM136 247H134V249H135ZM161 248V247H160ZM188 248H190V246L188 247ZM8 249V250H7ZM21 249V248H20ZM48 249H50V247L48 248ZM47 249V250H48ZM159 249V248H158ZM173 249L171 250V251H173ZM197 249V248H196ZM26 250H29V248L28 249H26ZM31 250V249H30ZM41 250V249H40ZM170 249H168V251H169ZM183 250V249H182ZM16 251H18V250H16ZM15 251V252H16ZM43 251V250H42ZM41 251V252H42ZM62 250H60L59 252H57L56 254H54L53 256L51 255V257H49L48 259H45V256L47 255L48 256V251L45 253V252H43V254H41L40 255V257L38 256L39 255V253L37 254V255H34L33 253H32V256L31 257H29L28 259H26V261L24 262H20V261H18V260H15V258H16V256L14 257L13 255H12V257H7L6 255L4 256L5 258H7V259H10L11 261H9L10 262V264L11 263H13V264H56L57 262H56V260L63 254V251L61 252ZM194 251V250H193ZM36 252V251H35ZM40 252V253H41ZM180 252V251H179ZM27 253V252H26ZM53 253V252H52ZM162 253V252H161ZM175 253V252H174ZM9 254V253H8ZM29 253H27V255H28ZM31 254V253H30ZM29 254V255H30ZM172 254V253H171ZM183 254V253H182ZM185 254H187V253H185ZM64 255V254H63ZM147 255V256H146ZM176 255V254H175ZM181 255V254H180ZM205 255H207V254H205ZM89 256V255H88ZM100 256H102V258L103 259H100ZM191 256V255H190ZM2 257V256H1ZM0 257V258H1ZM27 257V256H26ZM130 257V258H129ZM5 258H4V260H5ZM47 258V257H46ZM119 258L121 259V260H124V262L123 263H120V261H119ZM138 258H140L139 256H138ZM137 258V259H138ZM171 259H170V264H182V263H178V261H176V258L175 257H173L172 258V255H171V257H170ZM181 259H182V257H181ZM119 262H118V261ZM1 261V260H0ZM165 261H168V260H166L165 259ZM6 262H8L7 260H6ZM70 262V261H69ZM68 262V263H69ZM157 262V263H156ZM84 263V262H83ZM141 263V262H140ZM144 263V264H145ZM165 263V262H164ZM167 263V262H166ZM165 263V264H166ZM0 264H2V262H0ZM69 264H71V263H69ZM79 264V263H78Z\"/></svg>",
    "mask_w": 264,
    "mask_h": 264
}]
</instances>
